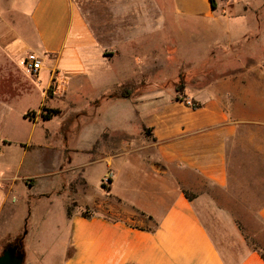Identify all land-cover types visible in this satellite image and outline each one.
Masks as SVG:
<instances>
[{
  "label": "crops",
  "instance_id": "1",
  "mask_svg": "<svg viewBox=\"0 0 264 264\" xmlns=\"http://www.w3.org/2000/svg\"><path fill=\"white\" fill-rule=\"evenodd\" d=\"M131 1L123 6L120 0H95L93 31L74 0H0V237L9 235L16 204L20 198H31L28 188L37 179L73 172L74 177L57 189L63 197L68 193L57 207L67 232L63 264H264L225 202L218 201L219 197L229 200L236 188H246L245 182L236 181L242 173L238 153L246 142L240 129L252 123L264 125L263 71L246 65L252 38L247 17L231 16V6L224 15L212 9L209 0H168L169 6L162 0ZM217 1L222 0H214L215 5ZM108 12L116 15L110 21L100 15ZM167 12L189 19L192 28L198 26L194 19L211 20L210 35L244 51L235 62H243L240 73L213 82L204 91L187 89V98L198 108L169 98L141 122L136 135L127 138H113L114 132L103 128L101 136L83 150L54 145L48 131L33 141L40 121L53 117L44 120L43 109L58 110L56 115L62 112L55 102H46L63 98L70 104L81 86L105 88L101 97L106 101L118 98L119 88L127 83L141 93L136 104L149 97L145 75L135 81L120 79L112 93L108 89L114 83L105 72L122 57L124 45L139 48L166 26L182 33L183 24L164 21ZM118 14L124 15L123 20ZM29 52L42 62L36 78L21 67ZM139 57L133 54L136 61ZM136 66L143 73L142 66ZM248 73L261 80L252 84ZM23 76L30 81H23ZM31 82L38 86L42 102L37 108L17 111L15 101L38 92ZM56 84L63 88L60 95H47ZM79 153L92 157L72 163L71 156ZM96 163L102 168L97 193L89 202L77 201L72 195L76 189L88 188L89 168ZM51 196L41 192L36 201L51 204ZM31 213L18 230L26 231L23 241ZM256 218L264 227V202Z\"/></svg>",
  "mask_w": 264,
  "mask_h": 264
},
{
  "label": "rangeland",
  "instance_id": "2",
  "mask_svg": "<svg viewBox=\"0 0 264 264\" xmlns=\"http://www.w3.org/2000/svg\"><path fill=\"white\" fill-rule=\"evenodd\" d=\"M74 1L83 12L91 29L95 31L97 26L95 0ZM162 2L166 5L169 3L168 0H162ZM131 3V0H120V4L123 6ZM229 6L233 8L231 9ZM98 8L100 9V6ZM228 8L232 13L231 16L247 17L251 26L250 35L252 38L247 43L246 65L252 70H262L261 74L264 77V0H222L216 2V9L222 10V14H227ZM109 9L108 6V11H110ZM168 9L166 6V11ZM100 15L108 21L116 16L110 12ZM123 16L118 14V20H123ZM153 16L151 15V17ZM163 17L168 25L171 23L183 24V32L166 26L165 30L159 32L157 36H153L151 40L149 39L150 41L139 48L129 44L124 45L121 49L122 57L114 61L112 70L109 69L105 72L109 73L110 79L113 80L114 86L108 89L112 93L116 92L118 88L116 84L120 79L126 78L135 81L138 75H145V81L147 79L150 81L151 93L149 97L140 99V103L136 104L141 93L137 92V87L127 83L119 88L118 98L115 96L106 101L104 97H101L106 92L105 88L94 87V85L91 87L81 86L78 88L79 91L71 96L70 104L63 98L58 100L54 98L53 101L46 102L47 104L55 102L62 112L53 116L51 120L40 121L33 141H37L43 133L48 131L53 137L51 140L54 145H64L65 143L70 149L75 150L80 147V150H83V147L88 146L101 136L103 128L114 132L113 138H127L136 135L141 122L144 123L145 120L156 114L157 107L169 98L183 100L185 104L188 103V106L195 108L199 105L187 98V89L204 91L213 82L240 73L239 67L243 62H235L239 56L243 55L244 51H240V46L234 47V43L229 46L228 41L221 36L210 35L208 32L211 31L209 28H212L211 20L194 19L193 22H197L198 26L192 28L191 21L187 18L180 19L168 12L163 14ZM135 53L140 56L138 61L133 58ZM137 64L142 66L143 73L139 71L140 66L137 67ZM233 66L235 68H230ZM231 70L233 71L230 72ZM23 72L28 75L24 70ZM96 73L98 72L96 71ZM254 74L248 73V81L252 84L261 80ZM23 81L30 80L23 76ZM178 82H182L184 85L179 93L175 91ZM31 84L38 88L35 83L31 82ZM146 89L148 88L145 87ZM46 94L56 97L60 95L55 94L51 89L46 91ZM150 98L151 100H149ZM95 100H98L96 106L93 104ZM143 100L145 101L141 102ZM40 102H42V94L38 88V92L25 95L15 101L14 108L17 111L23 110L26 106L37 108ZM80 112H84L85 116H78ZM259 123L248 124L240 129V134L246 137V142L245 148L242 144L238 153L242 173L236 175V181L245 182L246 188H236L231 191L229 200L226 201V198L219 197L218 201L225 202V207L230 210L250 246L257 249L264 258V227L256 218V211L264 202V188H262L264 186V125ZM90 157L92 156L79 153L76 158L72 155L71 159L72 163H80ZM40 159L44 160L43 156ZM89 169L88 188L76 189V193L72 195L77 201L89 202L97 193L96 182L102 169L101 164H92ZM71 177H74L73 172L64 177L55 176L51 180L50 178L37 179L35 185L28 188V192L32 196L28 200L20 198L16 204L17 210L12 218L9 235L0 237V254L7 243L13 244L12 241L17 237L18 230L23 227L24 218L28 212L32 211L27 221V235L20 247L24 253V264H63L67 232L63 215L58 214L57 207L60 202L67 200L68 193L66 192L63 197L62 194H57V189L61 183H67L68 178L71 179ZM41 192H51V204L42 200L37 203L36 196ZM69 199H71V195H69ZM73 207L72 204L71 209ZM21 233L23 232H18V235Z\"/></svg>",
  "mask_w": 264,
  "mask_h": 264
},
{
  "label": "built area",
  "instance_id": "3",
  "mask_svg": "<svg viewBox=\"0 0 264 264\" xmlns=\"http://www.w3.org/2000/svg\"><path fill=\"white\" fill-rule=\"evenodd\" d=\"M21 67L22 69L32 78H36L38 76L39 71L42 68V62L41 59L33 52H29L25 55V57L22 59L21 61ZM51 73L53 74L52 80L55 81V74L57 73L56 71H53ZM51 89V87H50ZM63 88L61 86H58V84H56V86H54V93L55 94H60V90H62ZM188 104V103H187ZM189 105V104H188ZM108 180L104 179V181L106 182ZM104 182V183H105Z\"/></svg>",
  "mask_w": 264,
  "mask_h": 264
},
{
  "label": "trees",
  "instance_id": "4",
  "mask_svg": "<svg viewBox=\"0 0 264 264\" xmlns=\"http://www.w3.org/2000/svg\"><path fill=\"white\" fill-rule=\"evenodd\" d=\"M210 1V5L212 9L216 8L215 2L214 0H209ZM184 88V85L182 82H178L177 85L175 86V91L176 92H180L182 89ZM178 99V98H177ZM180 100V99H179ZM195 108H198V106H196ZM45 111V113H42V118L44 120L50 119L52 116L58 114V110H54V109H43ZM102 188H105L103 186V184L101 185ZM71 207H69L67 209V215H70L71 212ZM83 216H86L85 213H82ZM25 235V233L23 232L21 235L17 236L14 240H13V244H17L19 247H21V242L23 243V236ZM22 252V251H21Z\"/></svg>",
  "mask_w": 264,
  "mask_h": 264
},
{
  "label": "water",
  "instance_id": "5",
  "mask_svg": "<svg viewBox=\"0 0 264 264\" xmlns=\"http://www.w3.org/2000/svg\"><path fill=\"white\" fill-rule=\"evenodd\" d=\"M0 264H24V253L10 246L0 254Z\"/></svg>",
  "mask_w": 264,
  "mask_h": 264
},
{
  "label": "flooded vegetation",
  "instance_id": "6",
  "mask_svg": "<svg viewBox=\"0 0 264 264\" xmlns=\"http://www.w3.org/2000/svg\"><path fill=\"white\" fill-rule=\"evenodd\" d=\"M13 242V241H12ZM10 246H16V248L18 249V250H20V247L17 245V244H10V243H7V245H5V249L6 248H8V247H10ZM5 249H3V250H5ZM21 251V250H20Z\"/></svg>",
  "mask_w": 264,
  "mask_h": 264
}]
</instances>
